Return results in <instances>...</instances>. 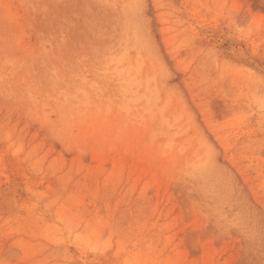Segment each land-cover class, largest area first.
Returning a JSON list of instances; mask_svg holds the SVG:
<instances>
[{"label": "rangeland", "instance_id": "rangeland-1", "mask_svg": "<svg viewBox=\"0 0 264 264\" xmlns=\"http://www.w3.org/2000/svg\"><path fill=\"white\" fill-rule=\"evenodd\" d=\"M0 264H264V0H0Z\"/></svg>", "mask_w": 264, "mask_h": 264}]
</instances>
